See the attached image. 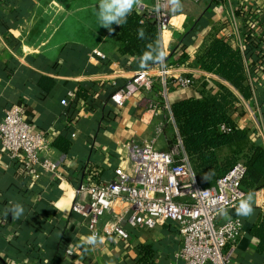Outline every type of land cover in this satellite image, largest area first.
<instances>
[{
    "label": "crops",
    "instance_id": "crops-1",
    "mask_svg": "<svg viewBox=\"0 0 264 264\" xmlns=\"http://www.w3.org/2000/svg\"><path fill=\"white\" fill-rule=\"evenodd\" d=\"M181 3L182 11H168L160 44L171 73L191 77L193 86L168 90L158 81L152 91H137L117 108L111 94L144 68L136 57L120 53V40L112 36L119 25L109 30L99 24V0H0V123L9 107L22 106L34 132L48 140L45 155L61 160L56 173L36 179L0 142V264H138L142 246L154 250L150 264H178L183 240L176 224L144 231L123 220L129 240L103 235V243L91 246L84 243L91 235L87 221L71 207L78 186L105 183L127 165L132 141L157 135L169 142L164 122L171 120V106L202 90L216 94L218 84L226 86L238 99L233 118L264 147V0ZM217 38H229L242 53L248 97L194 66ZM56 140L68 150L57 148ZM252 194L250 216H237L234 208L218 221H243L234 264H264V189ZM14 204L24 209L18 219L8 211ZM118 207L126 215L130 205ZM113 209L101 220L102 229L114 221Z\"/></svg>",
    "mask_w": 264,
    "mask_h": 264
},
{
    "label": "built area",
    "instance_id": "built-area-1",
    "mask_svg": "<svg viewBox=\"0 0 264 264\" xmlns=\"http://www.w3.org/2000/svg\"><path fill=\"white\" fill-rule=\"evenodd\" d=\"M164 2L160 0L161 4ZM155 6L142 2L136 10L154 18L162 32L167 29L170 14L167 8L156 13ZM96 55L104 58L99 52ZM165 63L166 67L159 64L154 69L136 71L112 94V104L122 108L137 91H152L158 81L168 90L193 86L191 77L173 75ZM222 129L227 131L225 127ZM0 142L7 156L21 162L27 174L36 179L42 173H56L60 167V159L45 155L48 140L34 132L25 120V109L18 104L7 109L0 123ZM245 174L246 166L238 163L212 185L204 186L198 182L187 157L181 156V142L168 151H159L152 142L134 140L127 165L119 166L114 177L105 183L84 182L78 186L71 209L87 221L91 234L115 235L124 241L130 239V234L123 220L144 231L174 223L183 240L176 253L178 264H234L233 254L242 235L243 221L239 217L224 223L218 221L221 209L227 212L236 208L241 195H246L242 188ZM123 204L130 205L126 215L118 212V206ZM114 207L117 208L114 221L102 229L101 220ZM68 254L72 251L68 250Z\"/></svg>",
    "mask_w": 264,
    "mask_h": 264
},
{
    "label": "trees",
    "instance_id": "trees-1",
    "mask_svg": "<svg viewBox=\"0 0 264 264\" xmlns=\"http://www.w3.org/2000/svg\"><path fill=\"white\" fill-rule=\"evenodd\" d=\"M141 28L144 29L143 39L138 36V29ZM159 33L154 18L134 10L128 15L127 23L119 25L112 36L120 40L119 51L123 56L138 58L149 44L160 43ZM247 35L251 41L250 34ZM228 39L213 40L206 52L195 58L194 66L226 80L248 97L243 55L229 44ZM158 65L149 62L142 70ZM218 87L219 92L216 94L202 90L199 97L171 106L174 130L168 136L170 144L181 142V155L187 157L201 185H212L236 164L243 163L246 174L242 188L246 194L255 193L264 189V147L260 141L251 139L233 118L238 103L235 95L222 84H218ZM222 127L227 128V131ZM54 144L65 152L68 150L60 140ZM141 253L138 264H150L154 258L153 248L142 246Z\"/></svg>",
    "mask_w": 264,
    "mask_h": 264
},
{
    "label": "clouds",
    "instance_id": "clouds-1",
    "mask_svg": "<svg viewBox=\"0 0 264 264\" xmlns=\"http://www.w3.org/2000/svg\"><path fill=\"white\" fill-rule=\"evenodd\" d=\"M141 5L142 0H99L97 10L98 22L101 26L111 30L113 23L117 25L127 23V17L133 8L141 7ZM163 8H167L169 12L175 14L182 11L183 5L181 0H165L164 4H161L160 0H157V4L153 10L156 13H160ZM138 36L141 39L144 38L143 28L138 29ZM137 59L141 68H146L149 62L159 63L162 67H166V52L160 43L149 44L147 50ZM252 199V193L241 195L238 206L236 207L237 216L248 217L253 213ZM8 211L11 212L14 219H18L24 213L23 206L20 204H14ZM221 212L227 215L226 210L221 209ZM84 243L95 246L97 243H103V237H98L96 233H93L84 239Z\"/></svg>",
    "mask_w": 264,
    "mask_h": 264
},
{
    "label": "rangeland",
    "instance_id": "rangeland-1",
    "mask_svg": "<svg viewBox=\"0 0 264 264\" xmlns=\"http://www.w3.org/2000/svg\"><path fill=\"white\" fill-rule=\"evenodd\" d=\"M166 122L164 123H167L166 125V129H167V132H168V136L173 132V120H170L169 116L166 118L165 120ZM166 138L168 139L169 141V137L166 136ZM144 142H152L154 147L159 150V151H168L170 150L171 148H173L174 146L178 145V144H175V145H171L170 144V141L167 142V141H164L163 137L161 136H149L147 138H145V141ZM143 143V142H142ZM182 156V155H181Z\"/></svg>",
    "mask_w": 264,
    "mask_h": 264
}]
</instances>
